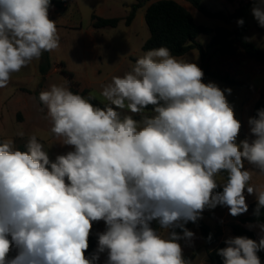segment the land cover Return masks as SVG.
<instances>
[{"label":"clouds","instance_id":"clouds-1","mask_svg":"<svg viewBox=\"0 0 264 264\" xmlns=\"http://www.w3.org/2000/svg\"><path fill=\"white\" fill-rule=\"evenodd\" d=\"M50 7L51 0H0V88L60 46ZM251 13L264 28V0H253ZM203 77L197 63L160 46L102 87L103 108L94 92L84 97L67 82L40 91L51 133L71 150L53 161L34 134L25 150L0 143V264H98L104 253V264H192L180 241L191 246L196 234L186 225L206 208L245 214L246 190L259 218L264 185L251 181L264 175V108L248 118L251 139L237 143L242 125L225 95L232 89ZM256 227L258 242L223 241L215 250L223 264H261L264 223Z\"/></svg>","mask_w":264,"mask_h":264},{"label":"rangeland","instance_id":"rangeland-1","mask_svg":"<svg viewBox=\"0 0 264 264\" xmlns=\"http://www.w3.org/2000/svg\"><path fill=\"white\" fill-rule=\"evenodd\" d=\"M60 1L61 8L51 4L49 18L56 21L59 47L49 52L50 70L46 76L41 73L42 58L34 59L28 66L23 67L19 72L11 75L9 84L5 88H0V100H3L0 109V138L3 142L13 140L14 146L20 150H25V145L31 135H36L37 139L43 144L44 150L48 152L49 158L55 160L57 155L65 154L71 150L70 146H62V141L56 138L50 131L51 120L47 116V109L39 101V93L48 90L53 84L67 82L70 87L68 77L62 73L63 70L73 73L74 80L79 83L81 90H87L96 95V105L104 107L106 102L100 96L102 87L112 81L114 76H123L129 72L136 59L141 57L146 51L143 46L150 38L151 33L146 22L147 7L159 0H139L145 1L146 5L139 8L136 17L131 24L127 25V19L133 11V6L138 0H57ZM186 6L192 13L196 24L206 26L213 30L223 27L231 31L238 28L237 21L227 24L222 20L213 19L205 16L190 2L185 0H174ZM249 0H202L206 8L213 12H223L230 16L236 9L245 5ZM247 41L255 44L264 51V46L257 41L259 26L252 15L246 11ZM94 15L101 18L121 19L117 27H94ZM200 41L209 45L211 36H200ZM235 55L223 54L218 48L209 50V61L211 70L224 74V68L236 61L249 63L251 58L247 56L239 42L234 44ZM190 61L198 64L201 68V53L196 49L185 56ZM237 66V65H235ZM239 66L231 67L233 70ZM260 72V71H259ZM243 74V70L240 71ZM229 75V74H228ZM264 76V73H263ZM264 79V77H263ZM262 79L256 80L255 86L258 87ZM214 82L222 90L231 88V94L225 93L230 105L233 106L235 117L241 122V130L237 138V143L245 138L251 139L249 135L248 122L242 119L241 109L244 104L249 103L255 96L254 90L247 88L230 87L217 79H208L207 83ZM243 85V83H242ZM264 99V89L261 93ZM43 109V110H42ZM124 114L133 115L135 119H141L138 114L125 112ZM151 114V111H145ZM251 117V114H250ZM22 131L23 137L16 135ZM246 169H251V165L245 162ZM251 183L254 185H264V175L256 174ZM222 189V188H218ZM246 203L255 201L254 195L247 194L245 190ZM244 215V214H242ZM239 215H230L227 207L217 206L214 209H205L202 213V220L210 225L214 230H221L222 240L232 236V225L239 223ZM105 224L103 221L94 222L92 234L103 231ZM189 230L196 234V239L191 246H187L185 241L180 243L183 247V255L192 261V264H211L208 252L212 249L206 242L196 226ZM106 253L100 255L98 264H104Z\"/></svg>","mask_w":264,"mask_h":264},{"label":"trees","instance_id":"trees-1","mask_svg":"<svg viewBox=\"0 0 264 264\" xmlns=\"http://www.w3.org/2000/svg\"><path fill=\"white\" fill-rule=\"evenodd\" d=\"M190 2L195 8L202 12L205 16L213 19H219L227 24H231L239 19L244 20L243 26H238L235 31H231L227 28H217L213 30L206 26L198 25L192 13L184 7L179 2L174 0H159L152 3L147 7L146 11V22L150 30L151 36L143 46L144 51H148L153 48H158L160 46L168 47L173 55L185 56L193 50H200L201 53V69L204 72L203 82L207 83L208 79H217L228 86H241V83L228 74H220L217 72H212L210 61H209V50L213 48H218L223 54L233 56L235 55L234 44L236 40L239 42L240 46L243 48L247 56L251 59L256 60L258 63L264 64V51L260 49L255 44L249 42L245 38L247 32L246 19H247V9L253 6V2H249L245 5L239 7L236 12L230 16H227L223 12H213L206 8L202 3V0H185ZM51 4H54L57 8H61V2L57 0H51ZM145 1H139L133 6V11L127 19V25L131 26L133 23L136 12L139 8L145 7ZM121 19L119 18H101L94 15V27L105 28V27H117ZM211 36L212 39L209 45L204 48L198 41L200 36ZM41 73L46 76L50 70V56L49 52H44L41 56ZM70 83V90L74 93H79L82 96H86L87 90H81L79 83L74 80L73 73L62 71ZM94 104L95 101H92ZM264 108V99L256 103L252 117L256 115L258 109ZM145 111H151V108ZM3 140L0 138V143ZM217 191H222V189H217ZM256 208V201L251 203L248 207V212L240 216L239 223L232 225V236H247L251 239L257 240V234L245 227L246 224L252 223H264V208L261 209V215L259 218L254 215V210ZM156 227L155 223L153 224ZM192 226H196L205 242L206 245L212 248L208 252L209 262L211 264H223L222 258L216 254L217 248H222L225 246L222 238L221 230H214L210 225H208L204 220L199 219L198 222H189L186 227L189 229ZM177 231H180L177 229ZM211 234V242H207V237ZM97 248V237L96 234L90 235L89 237V248L85 253L86 256L91 257ZM257 255L261 259V263L264 264V250L259 251Z\"/></svg>","mask_w":264,"mask_h":264},{"label":"crops","instance_id":"crops-1","mask_svg":"<svg viewBox=\"0 0 264 264\" xmlns=\"http://www.w3.org/2000/svg\"><path fill=\"white\" fill-rule=\"evenodd\" d=\"M249 2L251 3V2H253V0H249ZM184 7H186V6H184ZM252 7L253 6H250L247 9L249 12L248 13L249 15H252V13H251ZM257 31H258L257 41L260 45L264 46V28H261L260 26H258ZM197 41L204 48H206V44L204 42H201L199 37H198ZM210 41H211V39L209 40V43H210ZM250 60L251 61L249 63H246V64L234 61V62L230 63V65H228L227 68H224V74H229V76L231 78H233V79H235L241 83V86H230V87L247 88L248 90H254V92H255L254 98H252L249 103L244 104L242 109H241L242 119L244 121L246 120L247 122H248V118L250 117V114L252 117L254 107H255L256 103L260 100L262 90L264 89V79H263V77H264L263 76L264 64L258 63L254 59H250ZM235 65H237L239 67L235 70H233L234 68H232V70H230L231 67L236 68L237 66H235ZM242 70H243V74L240 75L239 73ZM212 72H216L215 69L212 68ZM258 79H262V81H261L260 85L258 87H256L254 82ZM242 83H243V85H242ZM3 103H5V102H3V100H0V109H1V106ZM253 202L254 201L248 203V206ZM256 225L257 224L248 223L245 225V227L248 228L249 230L254 231L257 234V242H258L259 241V228L256 227Z\"/></svg>","mask_w":264,"mask_h":264}]
</instances>
